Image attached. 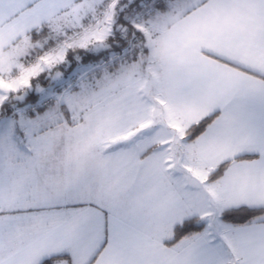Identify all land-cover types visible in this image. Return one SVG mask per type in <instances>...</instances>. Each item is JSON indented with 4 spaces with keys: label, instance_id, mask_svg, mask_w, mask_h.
<instances>
[{
    "label": "snow or ice",
    "instance_id": "6c2138e0",
    "mask_svg": "<svg viewBox=\"0 0 264 264\" xmlns=\"http://www.w3.org/2000/svg\"><path fill=\"white\" fill-rule=\"evenodd\" d=\"M0 264H264V0H0Z\"/></svg>",
    "mask_w": 264,
    "mask_h": 264
}]
</instances>
